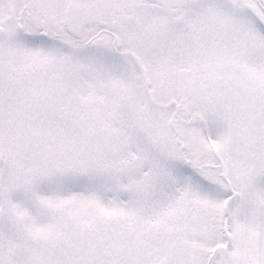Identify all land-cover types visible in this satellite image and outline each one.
I'll use <instances>...</instances> for the list:
<instances>
[{
    "label": "snow or ice",
    "instance_id": "obj_1",
    "mask_svg": "<svg viewBox=\"0 0 264 264\" xmlns=\"http://www.w3.org/2000/svg\"><path fill=\"white\" fill-rule=\"evenodd\" d=\"M0 264H264V0H0Z\"/></svg>",
    "mask_w": 264,
    "mask_h": 264
}]
</instances>
